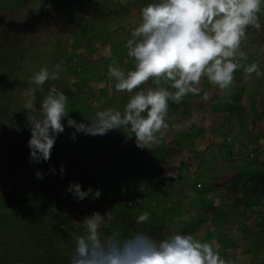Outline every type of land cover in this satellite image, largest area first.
Returning a JSON list of instances; mask_svg holds the SVG:
<instances>
[{"label":"rangeland","instance_id":"1","mask_svg":"<svg viewBox=\"0 0 264 264\" xmlns=\"http://www.w3.org/2000/svg\"><path fill=\"white\" fill-rule=\"evenodd\" d=\"M43 1L45 0H0V6H35L40 5ZM66 1L83 6L82 11H78L79 18L84 22L78 41L74 36H69L63 42H58L55 37H51L48 44L37 52L34 60L21 75H10L11 78H18L17 80L21 82L14 88L15 93L9 95L8 103L11 104V115L0 121V147L2 151L9 148L16 149V157L20 163L13 165L6 160L0 163V216L12 213L18 214V218L11 222H0V258L7 253L2 244L12 248L11 245L18 242L17 233L28 217L45 218L59 226L64 213L75 209L76 204L84 205L88 200L93 199L91 196L83 201L73 199L71 194L66 193L70 182H79L84 189L89 187L93 190L99 189L102 193L100 199L117 204L126 201L124 195L130 189H141L140 184L145 176L152 186L143 192H138L139 194H135L133 197L141 195L142 204L145 202L143 196L147 199L148 205L145 210L149 213L150 220L155 216L157 208L165 209L169 215L176 218L192 216L199 204L204 202L202 198L204 188L207 189V186L209 187L211 184L235 177L242 179L252 189H256L261 184L264 190V168L258 163L264 157L261 155L258 162L252 161L253 154L248 151L249 126L245 122L242 103H235L238 94L236 91L234 92V82L239 80L238 88L241 87L245 94L247 109L250 111L257 108L264 110V101L257 102L254 99L256 94L264 96V75L257 77L252 74L250 78L245 79L243 70H238L235 73V80L228 89L222 90L206 78H202L198 86L200 90L198 95L189 94L179 104L169 103L166 121L170 124L167 129L162 130L165 140L182 138L185 143L194 144V147L197 146L198 141H201L205 148L207 146L206 161L201 168V173L193 177L190 183H188L190 180L187 173L183 174L182 177L187 183L179 185L178 191H170L169 185L164 186V182L160 181V176L163 174H172L176 177V172L172 170L173 167L165 166V160L160 157L152 158L150 155L141 154L136 145L135 136L129 138L123 130H111L102 136L86 135L79 141L75 150L72 139L74 128L67 126L69 119H74L77 122L82 119L95 120L98 112L109 108L123 112L131 96L139 91L136 89L133 93L116 92L115 81L109 75V67L118 66L125 72L134 69L135 61L128 56L127 41L133 39L131 33L140 23L141 18L128 8L131 0ZM145 2L150 4L154 0ZM48 8L50 12H54L59 6L50 3ZM109 38L112 40L109 63L85 65L83 55L93 52L100 42ZM243 47L249 55L245 64L253 63L250 58L253 46L248 37L243 42ZM7 65L1 66V71H9L13 66V64ZM57 66L59 68L57 79H49L39 87L28 83L41 68L47 67L51 71L57 69ZM260 71L264 72V70ZM2 82L3 80L0 79V84H3ZM90 84H94L95 88H92ZM147 85L151 88L156 87L150 80L140 88L147 90ZM160 87H166V82L161 81ZM32 88L36 89L34 102L36 111L29 113V110L24 109V104L29 99L27 93ZM54 92L65 94L69 114L63 121L65 131L58 136L52 154L56 153L60 158L66 156L62 151L69 154L76 151L79 155L84 156L83 165H91L93 172H96L98 168L100 179L92 184L77 179L66 181V173L51 185L40 189L39 193H31L28 190L36 185H48L51 176L55 175L62 165L59 161L57 164H52L51 167L47 166L46 169L45 162L38 163H43V167L34 162L30 163V150L28 151V141L31 136L29 121L33 118H42L37 110V104ZM205 96L207 99L204 98ZM175 109L203 113L206 134H212L216 138L220 149L214 144H210L207 137L201 138L195 134L191 136L188 134L189 131L180 129L182 128L180 124L172 125L171 114ZM261 137L264 142V135ZM186 147L188 148V146ZM219 152L223 157L232 160L227 162L221 159L218 161L215 159V155H218ZM52 168H55V174L50 172ZM79 169L78 166L71 167L70 174ZM38 170L45 173L43 179L36 178ZM173 183L170 187L173 186ZM14 188L19 190L17 197L20 200H23V197L25 200L9 206L5 197L12 196ZM208 196H212V192H209ZM139 204L141 205V202ZM254 207L258 211H264V207L258 203ZM171 222L170 220L169 223ZM219 223L229 224L228 226L233 230L232 233L238 239H236L237 244L235 241L233 244H229L233 245L230 251L221 249L220 256L225 264H264V239L249 238L246 233H243L244 230L236 217H218L217 221L212 223L214 230L218 229L217 224ZM207 235V227H205L195 238L205 241L208 238ZM242 238L243 240L249 238V247L248 243L240 242L243 241ZM227 245L224 242V246ZM250 247L252 252H249L248 248Z\"/></svg>","mask_w":264,"mask_h":264},{"label":"clouds","instance_id":"2","mask_svg":"<svg viewBox=\"0 0 264 264\" xmlns=\"http://www.w3.org/2000/svg\"><path fill=\"white\" fill-rule=\"evenodd\" d=\"M264 14V0H154L142 8L141 21L127 41L128 56L135 67L123 71L109 67L116 92L133 93L123 112L111 108L100 111L91 124L67 121L77 134L105 135L119 129L135 136L137 147L151 148L160 140L162 130L168 128L166 117L169 103H181L189 94H199L202 78L225 90L232 86L235 73L243 70L245 79L264 75L257 63L245 64L249 59L243 42L249 27L260 29ZM139 38V39H135ZM59 68H41L28 81L37 87L49 79L58 78ZM152 80L156 85L147 90L141 85ZM161 81L166 87H160ZM35 88L27 96L24 109L35 112ZM207 99V96L204 97ZM40 117L29 121L28 141L30 163L48 162L68 116L67 97L62 92L47 95L40 104ZM55 174V168L50 169ZM61 176L66 167L61 165ZM45 173L38 170L37 179ZM73 199L83 201L89 196L98 199L101 190L84 189L79 182H70L66 189ZM145 212L136 218L137 224L149 220ZM105 215L95 212L82 221L84 233H72L75 242L70 264H225L218 249L210 242H202L189 234H172L157 240L145 232L125 237L120 230L107 236L101 234Z\"/></svg>","mask_w":264,"mask_h":264},{"label":"trees","instance_id":"3","mask_svg":"<svg viewBox=\"0 0 264 264\" xmlns=\"http://www.w3.org/2000/svg\"><path fill=\"white\" fill-rule=\"evenodd\" d=\"M145 1L131 0L128 8L136 12L138 17L141 18L142 8L148 5ZM50 3L58 5L59 8L54 12H50L48 8ZM82 8V4L68 3L66 0H45L40 5L35 6H0V67L5 64H13L9 71H1L0 69V79L3 80V84H0V121L11 115V104L8 103L9 95L15 93L14 88L21 82L17 80L18 78H11L10 75H21L34 60L37 52L48 44L51 37H55L58 42H63L69 36H74L78 41L81 36V27L84 26L83 19L78 16V11H82ZM260 21L261 28L249 27L247 37L253 46V52L250 56L251 62L257 63L260 70H264V14H261ZM111 42V38L102 41L93 52L83 55L85 65L91 63L108 64L110 61ZM238 82L239 80L234 82V92L236 91L238 94L235 103H242L243 105L244 110L242 112L245 113V122L249 126L248 151L253 154L252 161L258 162V158L261 155L264 157V142L261 139V136L264 135V110L257 108L250 111L247 109L248 104L244 98L245 94L241 87L238 88L240 83ZM90 86L95 88L94 84H90ZM148 88L151 87L147 85ZM254 99L257 102H262L264 101V96L256 94ZM40 104L41 102L37 104L38 111ZM176 109L171 114L170 122H172V125L180 124L182 127L180 129L189 131L188 134L191 136L195 134L201 138L207 137L210 144H214L220 149L216 138L212 134H206L203 113ZM92 120L82 119L79 122L91 124ZM74 132L75 129L73 130ZM158 135L161 138L158 143L152 146V149L139 148V150L141 154L150 155L152 158L160 157L165 160V166L173 167L172 170L176 172V177L172 176V174H163L160 176V181L164 182V186L169 185L170 191H178L179 185L187 183L182 177L183 174L187 173L190 180L188 183H190L193 177L201 173V168L206 161L205 151L207 146L205 148L202 146L201 141H198L197 146L194 147V144L185 143L182 138L165 140L163 134ZM85 136L84 134H77V139L73 140L75 150L79 141ZM20 143L24 144L23 142ZM29 150L30 148L28 147ZM16 151L13 148L2 151L0 147V163L6 160L10 164L18 165L20 162L16 157ZM25 151L27 150L25 149ZM62 153L66 156L59 158L56 153L51 154L50 160L44 163L46 169L47 166L51 167L52 164H57L60 161L66 167V181H75L77 179L90 184L97 180L99 181L98 168L96 172H93L91 165H83L84 156L79 155L76 151L73 154L65 153L64 151ZM215 159H218V161L223 159L227 162L232 160L223 157L220 152L215 155ZM258 163L264 168V158ZM38 165L43 167V163ZM74 166H78L80 169L70 174L71 167ZM60 177L62 176L58 171L51 176L48 185L39 184L28 191L39 193L40 189L51 185ZM142 182L141 184L139 183L142 186L141 189H130L127 191L124 195L126 196V201L123 203L114 204L111 201L98 198L90 199L84 205L76 204L75 209L62 215V223L59 226L45 218L28 217L17 233L18 242L13 246L10 243L13 249L4 243L2 244L7 253L0 258V264H70L75 248L72 233L83 234L85 231L82 223L83 219L95 212L105 215L106 221L101 228L103 236L109 235L114 230H120L125 237L137 232H145L157 240L176 233L189 234L195 238L202 229L207 227L208 238L202 242L212 243L219 253L221 249L228 252L233 247V245L229 244H233L237 239L232 233L233 230L226 223L217 224V230L212 227V223L217 221L218 217L225 216L228 218L236 217L244 230L243 233H246L249 238L259 237L264 239V211H258L254 207L257 203L264 207V190L261 184L256 189H252L249 184L238 177L211 184L202 191L204 202L199 204L192 216L176 218L169 215L165 209L157 208L155 216L140 225L136 223V218L146 212L145 208L148 205V201L143 196L145 202L142 204L141 195L133 196L152 186L145 176H143ZM172 183L173 186L170 187ZM209 192H212V196H208ZM12 193V196L5 197L7 205L12 206L25 200L23 197V200L17 197L19 194L18 188H14ZM140 202L141 205L139 204ZM176 204L178 205V203ZM17 218L18 214L8 213L0 216V222H11ZM170 220L172 221L171 223H169ZM249 238L245 240L242 238L243 241L240 242L248 243L249 247ZM224 242L228 244L226 247ZM248 249L249 252H252L251 247Z\"/></svg>","mask_w":264,"mask_h":264}]
</instances>
